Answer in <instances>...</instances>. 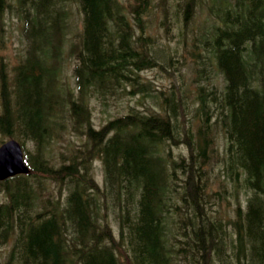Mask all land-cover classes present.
I'll list each match as a JSON object with an SVG mask.
<instances>
[{
  "label": "trees",
  "instance_id": "obj_1",
  "mask_svg": "<svg viewBox=\"0 0 264 264\" xmlns=\"http://www.w3.org/2000/svg\"><path fill=\"white\" fill-rule=\"evenodd\" d=\"M71 1L81 16L68 47L72 86L60 75L70 0H0V132L20 141L30 169L0 180L4 264H264V0L208 6L211 23L200 38L221 87L199 85L189 101L174 96L181 89L173 83L169 93L158 91L157 107H129L99 128L90 97L155 95L141 71L162 66L165 48L155 46L145 15L171 4ZM199 1H173L183 18L179 35ZM9 14L26 42L12 65L1 51ZM190 104L201 119L196 128ZM215 124L225 136L226 175L244 190V205L237 202L227 220L231 234L208 204ZM64 131L84 141L56 164L49 144ZM171 145L186 153L171 155ZM97 157L101 183L91 171Z\"/></svg>",
  "mask_w": 264,
  "mask_h": 264
},
{
  "label": "rangeland",
  "instance_id": "obj_2",
  "mask_svg": "<svg viewBox=\"0 0 264 264\" xmlns=\"http://www.w3.org/2000/svg\"><path fill=\"white\" fill-rule=\"evenodd\" d=\"M161 0H154L160 3ZM165 10L154 7L145 15L146 30L155 35V46L160 45L165 49L158 56V60L162 66H155L150 69L141 71L142 79L148 81L150 88H153L155 95L144 94L137 92L135 94L121 92L114 95H107L105 98L90 97L88 103L90 105L91 123L99 128L106 120L128 111L129 107L142 112L147 111L152 107H157L156 104L161 103V94L158 91H163L164 94L169 93V87L177 84L181 89L175 91L174 96L178 94L185 95L190 101L198 93L199 85H207L214 82L218 87L223 84V79L217 67L214 64L213 58H204L207 51L201 44V36L204 35V29L208 23H211L210 12L208 6L211 0H201L196 6L195 14L189 21L187 27L182 25L183 36L179 35L180 24H182V16L178 13L175 17L173 7L174 0H164ZM180 12V11H178ZM166 17V19H165ZM167 25H166V23ZM6 26V41L5 47L1 50L9 65L17 62L19 57L24 53L26 42L21 34V22L16 16L9 14L5 17ZM81 28V16L75 6V3L70 0L68 5V30L63 45V58L60 60V75L62 80H66L70 86L74 85V76L72 68L74 58L69 55L71 43L76 41L74 33ZM166 29V32H165ZM174 48H176L175 51ZM204 71L206 73H204ZM208 77V78H207ZM130 88V86H127ZM194 101V100H193ZM191 101V102H193ZM187 112V117L192 119L193 128L201 122L199 115H196L192 105ZM215 117L211 116L208 122H213ZM213 148L210 152V162L207 165L208 180L207 190L210 192L209 207L215 210V213L220 216L227 226L228 233L231 234V225L227 221L234 216V208L239 202L244 205L245 197L244 190L239 185L233 184L224 170L225 154L223 149L225 146V136L220 125L213 126ZM8 138L0 132V140ZM84 141V136L64 131L60 138L53 140L49 144V153L53 162L59 164L62 161V156L70 152L76 146ZM26 147L32 148L31 144L26 143ZM171 155L177 157L179 153H186L183 145L170 146ZM91 171L95 179L100 183L103 181L104 169L102 161L97 157L91 162ZM58 188V187H57ZM56 188V190H57ZM55 190V191H56ZM111 216V215H110ZM9 245L1 246L0 264H4L6 259V250ZM228 249L229 246H226Z\"/></svg>",
  "mask_w": 264,
  "mask_h": 264
},
{
  "label": "water",
  "instance_id": "obj_3",
  "mask_svg": "<svg viewBox=\"0 0 264 264\" xmlns=\"http://www.w3.org/2000/svg\"><path fill=\"white\" fill-rule=\"evenodd\" d=\"M28 171L20 142L15 138L3 141L0 144V179Z\"/></svg>",
  "mask_w": 264,
  "mask_h": 264
}]
</instances>
